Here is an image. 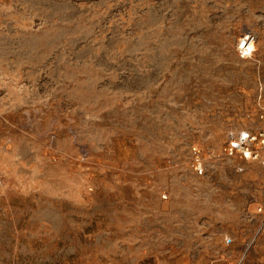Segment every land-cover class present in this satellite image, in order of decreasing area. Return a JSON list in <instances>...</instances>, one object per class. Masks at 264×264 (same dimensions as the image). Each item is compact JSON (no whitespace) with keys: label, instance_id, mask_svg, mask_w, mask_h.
Masks as SVG:
<instances>
[{"label":"rangeland","instance_id":"obj_1","mask_svg":"<svg viewBox=\"0 0 264 264\" xmlns=\"http://www.w3.org/2000/svg\"><path fill=\"white\" fill-rule=\"evenodd\" d=\"M241 129L264 0H0V264H264Z\"/></svg>","mask_w":264,"mask_h":264},{"label":"built area","instance_id":"obj_2","mask_svg":"<svg viewBox=\"0 0 264 264\" xmlns=\"http://www.w3.org/2000/svg\"><path fill=\"white\" fill-rule=\"evenodd\" d=\"M256 36L252 32L242 34L236 44L237 51L240 56L247 57L251 53H247V49L251 46L254 49ZM224 154L228 157L239 156L246 161H256L264 165V129L258 130H231L227 135V142L223 147ZM192 153L195 157V171L202 174L203 168L199 161V149L192 147ZM241 170L242 168L239 167ZM230 238H226L229 242Z\"/></svg>","mask_w":264,"mask_h":264},{"label":"clouds","instance_id":"obj_3","mask_svg":"<svg viewBox=\"0 0 264 264\" xmlns=\"http://www.w3.org/2000/svg\"><path fill=\"white\" fill-rule=\"evenodd\" d=\"M252 51H253V48L251 46H249L248 49H247V53L250 54Z\"/></svg>","mask_w":264,"mask_h":264}]
</instances>
